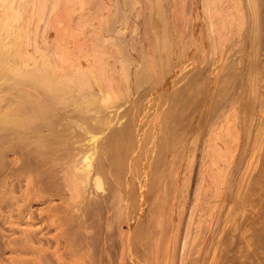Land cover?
I'll use <instances>...</instances> for the list:
<instances>
[{
    "label": "rangeland",
    "instance_id": "374dc122",
    "mask_svg": "<svg viewBox=\"0 0 264 264\" xmlns=\"http://www.w3.org/2000/svg\"><path fill=\"white\" fill-rule=\"evenodd\" d=\"M135 1L136 0H133L134 3H132V0H0V103H1L0 108H1V110L5 111L7 109V111H8L7 107L12 106L13 101L19 100L20 98H28V97L30 98L31 97L30 99H32L34 97L33 98L34 102L36 101L35 99H40L39 96H42L41 93L38 96L39 98H35V97H37L36 95H38V92L34 91V89H32V88L24 87V84L36 82L35 78L31 77L29 75L30 73L28 74V72H30L32 69H35V68L37 69V67H41L39 69L44 71V72L43 71L42 72L44 73L45 76L47 75L49 81L50 80L52 81V82L50 81L49 84H52L53 81L58 82L59 78L53 79L56 76L55 75L53 76V74L50 73V69L48 70V68H51V66L61 63L62 53H65V55L68 56L69 62L71 65L70 70H73L72 74L74 72V76L75 75L80 76V74H82L81 76L83 77V79H84V77L87 78V80L90 79V81H92V84H93V80L91 78H93V77L94 78L97 77L96 78L97 81H98V79L99 80L101 79V82H103V80H106V82H108V78H110L111 80L113 78L114 81L118 80V79L121 81L122 77H123L122 80L124 79V71L126 69L130 68V69H128L129 70L128 72H131V70H132L131 67L134 68L133 70H135L134 65H136V64H138V66L136 65L137 68L138 67L140 68V66L144 67L145 65H147L146 63H148L149 58H147L148 56L146 57V55H149L150 60H151V58L154 60L156 55L158 53H160V50L162 51V49H164V47H163L164 45H161L162 48L160 47V43L162 42L161 40L164 39L163 41L168 42L165 40L166 39L165 37H167V35H168L169 38L168 37L167 38L169 40V44L171 45V43H173V41L174 42L176 41L174 43L175 45L173 44L172 46L174 49L176 47V51H177V53L180 52L179 53L180 55L177 54L176 52L174 54V51H175L174 50L173 53L172 52H170V53H171V55L177 54L176 57L174 56V58H172L173 56H171L170 54H169L170 57H169V55L167 57L166 56L165 57L166 58H172L173 61L175 59L176 64L178 61L180 64H182L184 66V68L186 66H187L186 68L190 67L192 69L193 68L195 69V67H197V69H195L196 72L199 71L198 66L201 67L200 65H202L201 63H203L205 66L203 65L202 67H204V70L206 71V73H205V71L203 73L206 75L202 74V76H205L206 79H205V77H203L202 79H198L199 83H197L196 85L194 84V85L197 86L198 89L200 87V89H202L201 90L202 92H205L206 90H207V92H205L203 94H202V92H200L201 94L199 93L198 94L199 97H197L198 100L195 98L196 100H194V101H195V103L198 102L199 106L197 105V103H196V105H194V102L192 101L193 102L192 105H194V107H192L191 104L188 105L189 107H187L188 110H191V111L194 110L195 111V112L192 111L194 113L192 115H193V117L195 115L194 119H196V120H194L195 122L193 121V126L195 125L194 126L195 128L194 127L193 128H194V132L196 133V135L194 137L195 141H193L194 139L192 138L193 137L192 136L191 139H193V140L190 141L191 139H189V141H190V143L193 142V144L192 143L190 144L188 142V140H187V143H186V140H185V142H182L183 144L185 143L186 145L184 144V147H183L184 149L183 148H180V149H183L181 151L185 155L181 153L183 157L181 156V154H179L180 155L179 158L184 159V157H185V159L184 160L182 159V163H179V162H181V160L179 158H178L179 162H178V160L176 161L179 164H181L180 167H179V164H177L176 162H174L176 164H174L172 162L173 167L169 166V169H171V168H172V170L174 169V171H172V173L169 172V174L171 173V175L173 174L174 176L172 175V177H171L169 175L172 180L169 179L170 177H168V181H170V182H168L166 192L164 193V194H166L165 197H164V195L162 197L164 199H166V197L168 196L167 194L172 195L173 192L178 193V194L175 193L176 195L173 194L172 198H171V196H170V198L168 196V198L165 200L166 201L165 205L168 203H170V204L173 203V205L170 206L168 204L167 206H164V200L161 197V195L158 193H156V194H158L160 197L158 195L156 197V194L153 195L156 197V198L154 197L155 201L162 199L163 202H161V204H163L164 208L166 207L165 209L163 208V210L161 208V211H159V213L161 215L163 213L162 216H163V219L165 220L163 223L161 222V224H163L162 226L163 227L165 226V228H166L164 231H162L163 227H161V229H159L160 228L159 220L161 221V219L157 218V217L160 214H158L156 216V214H157L156 210L157 209H155V208H157L159 206L153 207V205H155V203L157 201L154 203H151V201L153 200V198L151 196H149V197H151L152 199L150 198L151 200L150 199L147 200L148 203L150 202L151 204H153L151 209L153 208V211L155 209L154 212H156L152 216L153 217L156 216V217H154V219H156V220L158 219L157 222L154 220V223L155 222L157 223V224L155 223L156 225L154 223H152L153 219L151 220L150 223L152 225L154 224L155 227L159 226V228L158 227L157 228H158V230H160L162 232H159V234L156 232L157 235L154 234L155 232H153V230L155 228H153L154 226H152L151 228H153V230L151 229L152 231L151 230H149V231H151V233L152 232L153 233H152V235L150 232L146 233L147 236H149V235L150 236L148 238L145 237L144 240L146 242H144V247H145V243H149V244H146V246H149V245L155 246L152 239H154V238L157 239L158 237H160L161 233H163V235L164 234L165 235L162 236V234H161L162 237L158 238V240H157V243L158 242L159 243L156 246H158L159 248L155 246L156 247V249H155L153 246H152L153 248L151 246H149L150 249H152L151 252L149 251L150 249L147 250V247H145L146 249L144 248L141 250V249H138L142 245V243H140L137 245L138 248L135 247L136 248L135 251L138 252L137 250H140L139 253L144 254V256L141 257L142 259H145V257H147L146 259H148V258L150 259V257L152 258L154 256L153 257L154 261L151 260L154 263L149 261L150 264L151 263L152 264H250L251 260H252V264H253V261L255 262L254 264H261V263L264 264V262H263L264 261V246H263V242H264V237H263L264 236V75H263L264 74V0H247V1L246 0H159V8L156 7V4H158V2H157L158 0H155L156 2H151V3H149L151 0L150 1L147 0L148 3L146 0H145L146 1L145 3H144V0H137V2H135ZM11 3L13 5H11ZM151 4H153L154 8L151 6ZM10 6L14 7V10H16V11H14ZM153 11H155L154 16L152 15V14H154ZM156 13H157V16H156ZM161 14H163V16L165 15L164 17L166 19L165 22L161 21L163 23V25L161 22H159V19L160 20L163 19L160 16ZM159 16H160V18H158ZM148 18H150V19H148ZM155 18H157L156 22H155ZM4 21H5V23H7L5 29H3L4 27H1L2 24L4 25ZM149 21H150V23H149ZM153 21L156 24L155 26H153V24H154ZM173 21H175V22L173 23ZM170 22H171V24H170ZM164 23H166V24H164ZM176 23H178V24H176ZM181 23H182V25H181ZM167 24H168V27H167ZM172 24H173V26H172ZM174 24H176V25H174ZM152 26L155 29V32L159 33V34L157 33L158 34L157 36L155 35L156 33L154 32ZM161 26H163V27H161ZM169 26L172 29H170ZM249 26H251L252 28ZM149 28L151 31L153 30V32L155 33V34H153V36H152L153 32L151 33V31L148 30ZM156 28L158 31L156 30ZM164 28H166V29H164ZM174 28L176 30H174ZM248 28H249V30H248ZM162 29H163L164 33L166 32L164 30H167V33L164 34L162 32ZM147 30L149 32H147ZM172 31H173V36H175L174 38L171 36L172 34H170V33H172ZM248 31H251V32L248 33ZM144 32H146V35H144ZM133 33H137L138 35L137 34L134 35ZM147 33H149L150 35ZM180 33H181V36H180ZM182 33H184L185 35ZM249 34L251 35V37H249ZM148 35L150 37L152 36V38L148 37ZM183 35H184V37H182ZM131 36H132V38H131ZM133 36H136V37H133ZM161 36H165V37H163L161 39ZM157 37H158V39H157ZM177 37H178V39H177ZM148 38H149V40H148ZM155 38H156V41H155ZM159 38H160V41H159ZM133 39L135 40L134 41L135 44H133V42H132ZM170 39H172V42L170 41ZM179 39H180V41H179ZM226 39L228 40V42ZM139 40H140V44L138 43ZM150 40L154 41L153 44H155V43L156 44L153 45ZM182 40H183V43L186 40L185 41L186 43H184V45L187 47L182 45L183 44L181 42ZM223 41H224V44L226 42L227 43L225 45L224 44L221 45L223 43ZM232 41L234 44L232 43ZM143 42H145V43L143 44ZM165 42H163V43H165ZM241 42L243 43L242 46H241ZM251 42H253V45ZM130 43H131V45H130ZM137 43H138V45H137ZM141 44H142V46H141ZM158 44H159V47L157 46ZM247 44H249L250 46ZM133 45H135V46H133ZM178 45H179V47H178ZM136 46H138V48ZM151 46H155V48H157V49H154L155 52H156V50H158L159 52L156 54L153 50L154 47L152 48ZM246 46H247V48H245ZM119 47H121L120 49H122L123 52L122 51L120 52L119 50H118L119 52L117 51V49ZM133 47H135L136 49ZM143 47L152 48L153 52L156 55L153 56L154 53L152 52V50H150L152 52L151 53L148 50V48L146 50H143L144 49ZM165 47H168V46L165 45ZM169 47H171V46H169ZM139 48H140V50H139ZM222 48H224V49L222 50ZM236 48H237V50H236ZM131 49L132 50L134 49L136 54H134V52ZM182 49L183 50L189 49V51L187 50V53H186ZM136 50L139 51V53ZM234 50L237 51L238 53L236 54V52H234ZM250 50L251 51L253 50L252 51L253 54L251 53ZM116 51L119 53L118 55H116L117 54ZM124 51L128 54L124 53ZM127 51H129L130 53ZM146 51H147V54H146ZM163 51L169 52L170 49L163 50ZM217 51L219 53H217ZM244 51H246V53ZM249 51H250L251 55L249 54ZM183 52H185V53L183 54ZM222 52L224 55L222 54ZM228 52H230V54H232V55H230ZM257 52H258V54H256ZM131 53L133 55H135L134 56L135 58L133 57V55ZM149 53H151L152 55L150 56ZM181 53H182V55H181ZM122 54H123V58H122ZM185 54H186V56H185ZM127 55H130V57L132 56L131 57L132 59L128 58ZM161 55L163 56L165 54H163V52H162V54L160 53V56ZM240 55H241L242 60L245 59L244 62L239 61V59L241 60V58L239 57ZM158 56H159V54H158ZM181 56H182V58H181ZM184 56L186 57L185 58L186 61L184 60ZM189 56L191 57V59H190L191 61L189 60V58H190ZM117 57H119V58H117ZM165 57L162 58V60L165 59ZM192 57L193 58L195 57V58L193 59ZM218 57H221V58H218ZM126 58L129 59L130 64H129V61L126 60ZM136 58L137 59L142 58L141 61L144 60L142 65H140V63H141L140 59L136 60ZM145 58H147L148 60H145ZM230 58L233 59V61ZM119 59H121V60H119ZM258 59H260V60H258ZM157 60H158V58L155 61H157ZM159 60H160V62H159ZM159 60L156 62L158 65L155 64L158 67L157 69L159 72L161 69V67L159 66L160 63H161V66L163 65L164 68L166 67V65L168 66L170 63H172V62H170V63L168 62L169 64H167L166 62H164L162 64L163 61H161V59H159ZM171 60H169V61H171ZM181 60L183 61L184 64L182 63ZM194 60H196V61H194ZM216 60H218V62L220 60V62H219L220 64L217 62V65H216L218 70L213 65L216 62ZM221 60H222V62H221ZM224 60H225V62H224ZM134 61H136V62L134 63ZM139 61H140V63H138ZM175 61L173 62L174 65H175ZM184 61L186 62L187 65H185ZM198 61H199V65H198ZM247 61H248V63H247ZM122 62H123L122 65L124 67H122V65L120 66V64ZM151 62H153V61L151 60ZM151 62L148 64H151ZM191 62L192 63L194 62L192 64V65H195L194 67H192L191 65L188 66V64H190ZM251 62H252V64H251ZM127 64H128V68H127ZM248 64H250V65H248ZM148 66H150V65H148ZM148 66H147V69L145 70V72L146 71L148 72V70L150 71V69H148ZM170 66L172 67L173 65L170 64ZM170 66H168L169 68L168 67H166V68H168V70H170V68H171ZM230 66H232L233 68L232 67L230 68ZM121 67L124 68L125 70L122 69ZM163 67L161 69V72L164 71ZM250 67H252V68L249 70ZM256 67L261 70L259 73H257L258 71L256 70L257 69ZM137 68H136V71L138 72V75H139V73L140 74L145 73L143 69H142L143 72L142 71L140 72L139 70L141 68L140 69L138 68V70H137ZM144 68H146V67H144ZM174 68H177L176 65H175V67L173 66L172 69H174ZM184 68H183V70H184ZM190 68L187 70H184V71L182 70V72L186 73L188 70L191 71L192 69L190 70ZM39 69H37V70H39ZM46 69L48 70L47 72H45ZM215 69L217 72H215ZM235 69H237V70L235 71ZM240 69H242L243 72L245 71L242 74V76L243 75L245 76L246 74H247V76H245V77L239 76V78H238L237 74L238 75H240V74L239 73L236 74V72L241 71ZM121 70H123V71H121ZM133 70H132L131 74H133ZM155 70H156V68H155ZM255 70H256V72H255ZM136 71H134L135 74H137ZM252 71H253V73L255 72L257 74V76H255L256 74L255 73L253 74ZM191 72L193 73L194 71H191ZM220 72L223 74H220ZM106 73H108L110 75H108ZM118 73L119 74L121 73V74L118 75ZM157 73L158 72L156 70V74ZM232 73H233V76L235 75V77L232 76ZM240 73H242V71ZM260 73H261V75H260ZM111 74L113 75L112 78L110 77ZM168 74H169V72H168ZM187 74L190 75V72H187ZM248 74H250V76ZM68 75L69 74H67V76ZM116 75H118L117 77H119V76L120 77L116 78ZM63 76L64 77H60V78H61V80L64 79V81L66 78L69 79L71 77L70 75H69L70 77L69 76L67 77L65 75H63ZM79 76H78V78H79ZM139 76H140V78H138V79L145 81V80H143V78H141V77H143V75H139ZM202 76H200V77H202ZM251 76H252V78H251ZM57 77H59V76H57ZM72 78H71V81H72ZM78 78H77V80L80 79V78L79 79ZM145 78L146 77H144V79ZM246 78H247V80L251 79L250 81H248V82H250L249 84H247L248 82H246L247 81ZM256 78H257V81L255 83ZM56 79H58V80H56ZM135 79H137V77H135L134 80ZM237 79H238V81H237ZM242 79H244V81H241ZM37 80H38V78H37ZM87 80H86V82H89ZM111 80H109V81H111ZM119 80L117 82H119ZM220 80H222V81H220ZM230 80H233L234 82L230 81ZM258 80H259V84H257ZM64 81H62V82L64 83ZM67 81H65V83H67ZM71 81L69 80L70 83H71ZM80 81H82V80H80ZM83 81H84L83 82V84H84L85 79ZM37 82H39V81H37ZM57 82L53 83V84L54 85L57 84L56 86H62V88H64V86H66V84L63 86L61 81H59V83H61L60 85ZM69 82L67 83V85L69 84ZM121 82L119 83L120 85L122 84ZM228 82H231V84L229 83L230 84L229 85ZM251 82H252V84H251ZM80 83H82V82H80ZM98 83H99V81H98ZM115 83H116V81H115ZM238 83H240L239 84L240 86L238 85ZM254 83L257 85H255ZM40 84L42 85V83H40ZM71 84H74V82ZM86 84H85V86L87 87ZM119 84L118 85L116 84V85L120 86ZM246 84L249 86L251 84L249 90L247 89V88H249V86H247ZM36 85H38V84H36ZM220 85H223V86H220ZM68 86H70V85H68ZM175 86H173V88H175ZM195 86L192 85L193 90L195 89L194 88ZM210 86H211V88H210ZM212 86H213V88H212ZM227 86H228V88H227ZM231 86L233 89L231 88ZM257 86H259V87H257ZM89 87H91V85ZM92 87H93V85H92ZM162 87H163V85H162ZM223 87L226 88V92L223 89ZM260 87L262 88L263 91L261 90ZM25 88H26V90H25ZM94 88L95 87H93V90H95ZM169 88H171V87H169ZM90 89H92V88H90ZM96 89H97V92H100V91H98L99 90L98 88H96ZM172 89L170 91L168 90L169 91L168 95H170V92L172 91ZM217 89L218 90L220 89V91L223 89V92H225V96H223L224 93L222 91L221 92L219 91V92L221 94L222 93L223 94L218 95L219 92ZM240 89L243 91V93H242V91L240 93ZM243 89H245V90H243ZM31 90H33V91L30 94ZM140 90H142V88L139 89V92H140ZM246 92H247V94H246ZM253 93H255V94H253ZM209 94H210V96H209ZM248 95H250V96H248ZM22 96H25V97H22ZM133 96H134V94H133ZM135 97H133V99ZM155 97H156V95L153 96V98H150L152 100H149V101H151L149 104L144 103L146 98H143L144 101H142L143 99L140 101L143 104L142 108H138V107L142 106V104H139L140 106H138V104L136 106H134L136 109L137 108L138 109L145 108L144 109L145 111H142L143 113H141V111L138 109L136 112V115H138L137 117L140 116L138 118L139 122H137V123L138 124L141 123L140 127H139V125L137 127L141 128V132H143V136H145V138H147V136H148V138L149 137L151 138L153 136V135L151 136L152 132L155 133V131H157L155 129V131L151 132V128L153 127V123H154V125H155V123H157V122H155L156 119L154 117H157V119H158L159 116L157 114H159V112L161 110L164 111V108L162 109L161 103H160L161 105L160 104L157 105V102H155V101L158 99L157 101L160 102L159 101L160 97L166 99L167 94L159 96V97H157V99ZM207 97H209V98H207ZM218 97L219 98L221 97L220 100ZM222 97L227 98V99H224ZM215 98H216V101L218 100V103L215 101ZM124 99L126 101V98H124ZM131 100L127 99L128 102L126 101V104L129 105ZM147 100H148V98H147ZM162 100H164V99H162ZM234 100L236 101V103L234 102ZM241 100L244 102H242ZM257 100H260V101H257ZM51 101H50V103H51ZM119 101H124V100H119ZM220 101H222V102H220ZM151 103H153L154 105L152 104L153 105L152 106ZM155 103H156V105H155ZM199 103H201V104H199ZM202 103L206 107L205 111H204V108H203L204 106L202 105ZM228 103L229 104L231 103V105L229 106ZM114 104H116V103H113V105ZM144 104H146V105H144ZM164 104H165L164 107H166L167 103H164ZM212 104L214 107L212 106ZM218 104H220V105H218ZM236 104L238 105V107ZM8 105H10V106H8ZM15 105H16V103H15ZM38 105H40V104H38ZM113 105H111V106H113ZM125 105H123V106L125 107ZM111 106H110V109H111ZM123 106L120 107V110L124 109ZM159 106H161V108H159ZM190 106H191V108H190ZM196 106H198V107H196ZM146 107H149L147 109H149L150 113H151V110H154V108L157 110L158 113L155 114L156 113L155 112V113H153L154 115L153 114L150 115L149 111L146 109ZM174 107H175V105H174ZM196 108H199V109H196ZM159 109H160V111H159ZM188 110L187 111L185 110L186 111L185 112L186 117H187V119H185V121L189 120V116H191V113H192V112H190V115L187 116V113L189 112ZM196 110H197V112H196ZM147 111H148V113H147ZM112 112H113V110L110 111V113H112ZM145 112H146V114H144ZM201 112L203 113L204 116H206L204 120L202 119V118H204V116L202 115ZM206 112H208V113H206ZM185 113H184V115H185ZM47 115H49V114H47ZM109 115H112V114H109ZM109 115L107 114L106 118ZM117 115H119V113H117ZM134 116H135V113H134ZM141 116H142L143 122H145L147 120L146 121L147 124H146V122L144 124H143V122H141V119H140ZM145 116H147V117H145ZM151 116H154V117L151 118ZM118 117L119 116H117V118ZM127 117L128 116L124 117V120H125V118L127 119ZM144 117L147 119L145 120ZM211 117H213V118H211ZM217 117H219V118H217ZM117 118L115 119L116 121H117ZM198 118H200V119H198ZM72 119L74 121L72 120L71 122L75 123V121H76V123H77V117H73ZM148 119H149V121L151 119H154V121L152 120L153 122L150 124L151 121L148 122ZM115 120L113 121V124H114V122L116 123ZM121 120H120V124L122 123ZM124 120H123V122H124ZM196 122H197L198 127L196 126ZM142 124L145 125L146 127H148L147 125H151L152 127L150 129L149 128L145 129L146 127L142 128V127H144ZM114 125H118V124L116 123ZM188 126L185 127L186 131L189 130L191 127L190 125H188ZM199 127H200V129H198ZM202 127H203V129H202ZM193 128H192V130H193ZM196 128H197V130H196ZM22 129H23V127H22ZM143 129H145L147 131L145 132ZM148 129L150 130V132L148 131ZM70 130H67V132H63V134L68 133ZM202 131H204V132H202ZM145 133H147V136L145 135ZM233 133H236V135L239 134V136H236ZM16 135L17 134H15V136ZM233 135H235L236 139L237 138L238 139L236 140ZM12 137H13V135H12ZM197 137H198V139H197ZM16 138L18 140L19 139L21 140V138H18V136ZM58 138H60V137L58 136ZM231 138H233V139H231ZM9 139H11V140H9ZM23 139H26V138L24 137ZM142 139H143V137H142ZM152 139H155V136H154V138L152 137ZM11 141H12V138L11 137L8 138V142H11ZM15 142H16V139L13 141V143H15ZM13 143H9V144H12V146H13ZM73 145H71V149H73L72 148V147H74ZM188 147H189V149H188ZM146 149H148V148H146ZM180 149L178 148L175 151L180 150ZM193 149H196V150H193ZM234 149H235V152H234ZM139 150L140 149H138L136 151V153H139L140 152ZM148 150H150L149 152L151 154L145 150L146 152L141 151L139 153V156L137 155L139 157L138 158L139 162L142 161L141 159H143L144 155H145V158L146 157L148 158L149 154L151 155V156L150 155L149 156L152 157V154L154 153L153 150H152L153 153L151 152V149H148ZM189 150L192 151V154L194 153L193 155H195V156H193ZM197 150H198V152H197ZM186 151H188V154ZM179 152L180 151H177L175 153L178 154ZM142 153H144V155ZM61 155H63V154H61ZM61 155L59 156V154H58V156H55V157L56 158L57 157L63 158L64 155L63 156H61ZM140 156H142V157H140ZM60 158L57 160H60ZM190 158H191V160H190ZM186 160H187V162H186ZM185 162H186V164H185ZM57 165H59V164H57ZM138 166H139V169H138L139 171L145 170V168L142 165H137V167ZM189 166L191 168H189ZM175 167H176V169H175ZM52 168H55V167L53 166ZM140 168H143V169H140ZM169 169H168V171H169ZM184 169H185V171H184ZM61 170H63V171H61ZM61 170H58L59 176H58V173L56 174V172H55L54 176L52 175L54 178L50 176L52 172L51 171H50L51 173L49 172L48 179H50V181L49 182L46 181L49 184L44 182V184H47L48 186L43 184L45 187L42 185L43 187L41 188L42 192H40L41 193L40 195H42L44 193L42 195V197H43L42 200H41V198H39V196H40L39 195L37 197V199H40V200L34 201V199H33L29 202L30 199H28V197H26V194H23V196L27 198V200L26 199H24V200H26L30 203L29 204L28 202H26L24 204L26 205L28 203V205L30 206L29 209L35 210V212L32 211L35 214L34 215L35 219L33 221H32V218H31V220L28 219V218H30L29 214H28L29 211H26V210H28V205H27V209L25 210V205L23 204V202H25V201L23 199L21 200V198H23L22 193H25L27 191V190H24V188H25L24 186L27 184V182L25 180H22V183H21V184H23V187H20V188H23L22 192H20L21 189L18 186H17V190L15 192H12L13 194L11 193L10 188L6 189L7 192L6 191L0 192V199H1L0 200V206H1L0 209H2V210H0V264H109L108 256H110V259L113 260L112 262H114L115 264H117V263L119 264V259L121 260V258H122L124 264H131L132 261H134L132 264H137V263L138 264H145V262H146V264H148L149 262L146 259H145L146 261L145 262L143 261V263L138 262V260L137 261L136 260L131 261L130 259L126 260L125 257L129 258V256H128L129 253H127L128 251L126 252L125 248H123L125 250L124 251L125 253H123V254L127 255L128 257L125 256L124 259H123V257H121L123 249H122V252L120 251V249L122 248L121 246H124V245H120V244L126 239V238L124 239V237L121 235V233H122L121 231L126 233V231L128 230L129 232L127 231V233H130L129 229H131L130 225L132 224V223H130L128 218L125 219V217H127L126 215L125 216L122 215L123 217H121V222L124 218L125 220L123 222L128 220L127 221V222H129L128 224L123 223V222L121 224H119L117 222H114V224L112 223L113 226H115V223H117V226L122 225L121 227H123V228H121L122 230H119L120 228L118 227L119 231H117V230H116L117 232L115 231L114 238L116 240H117V234H119L118 238L120 239V242L122 241V239H124L121 243L118 242V244L120 246L118 245L119 249H116L115 251H113V249H115V248L112 246H111L112 248L111 247L108 248V245H107L108 243L107 244L105 243L107 241V239H105L106 241L104 240V238H107L106 233H105L106 237H104V232H106L109 229V227H107L108 222L106 223V225H105L106 227H104V230H103L102 228L104 226V223H103V225L96 227L97 225L95 223H97V220L94 219V221H90L92 223V225L93 224L96 225V226L93 225L96 228L100 229L102 227L101 229L103 231H101V233H100L99 229H98L99 232H97L95 227H94V229H95L94 230L92 225H91L92 227H90V228L87 227V229L84 227H81L80 225H79L80 229L78 228V226L76 224H79L78 220H80V217H79L80 215L77 216L78 213H76V211H78V208L76 206H74L75 207L74 208L71 205L72 204L71 202H73V200L71 201V197H69V196H72L71 194H73V193L71 190L72 188L69 189L70 186L67 184L68 176H70V170L68 171L67 167L65 169L62 168ZM59 171H61V172H59ZM65 171H67V174ZM176 171H177V173H176ZM178 172H181V173L179 174ZM182 172H184V175L185 174L186 175L185 176L182 175ZM189 172L192 173V174H190V176H189ZM167 173L168 172L166 171L165 174L168 175ZM176 174H178V175H176ZM178 176H180V177H178ZM182 176H183V179H184V177L186 178V176H188L186 178V179H188L187 180L188 184L185 183L186 179H184V180L181 179ZM191 177H192V179H191ZM174 178H178V179L174 180ZM176 180L177 181L179 180V181L177 182ZM174 181H176L177 183ZM64 182H65V184H64ZM171 182L173 183L172 186L170 185ZM182 182H183V184L185 183L184 184L185 186H183L181 184V186L184 187L183 191H182L183 193H181L182 187L179 186L180 183H182ZM175 183H176V185H174ZM189 184H190V186H189ZM49 185H51V186H49ZM186 185H188V186H186ZM46 186H47V188H46ZM174 187L178 188V189H180V187H181V189L178 192V189L176 191ZM167 189L170 190V191H168L170 193L167 192ZM172 189L174 191H172ZM256 189L261 193V195ZM186 191H187V193H186ZM16 192L18 193V195H19L18 197L21 201L16 197L17 196ZM253 192H254V194H253ZM8 193H11L12 194L11 197H13V198L15 196V201H16V199H18V200L16 202L13 201V199L10 196H8V195H10ZM29 193H31L30 190H29ZM89 194L90 193H87L90 201H93V200H91L93 198L95 200L96 199L95 197L98 196V195L96 196L94 194L95 196L93 195L94 196L93 197L92 196L93 193H92L90 196H92L93 198L91 197V199H90ZM124 194L125 193H122L121 197ZM180 194H184L185 196L184 195L181 196ZM87 195H86V197H87ZM177 195H179V196H177ZM20 196H22V197H20ZM2 197H3V199H2ZM45 197H48V199ZM121 197H119V198H121ZM186 197H187V200H186ZM35 199H36V197H35ZM46 199L48 201L50 200L49 201L50 203L47 202ZM60 199H62L63 204H62V201ZM170 199H175L176 201L170 200ZM8 200H10V201H8ZM45 200H46V202H45ZM69 200H70V202H69ZM121 200L122 201L125 200L124 196H123V199H121ZM32 201H34V202H32ZM59 201H61V202H59ZM179 201L181 204L180 207H179ZM14 202L19 204L20 207L24 206V207H22L24 209L21 208L18 210L17 207L19 208V206H16V204H14ZM118 202H120V201H118ZM140 202H138L139 206H141ZM33 203H35V204H33ZM51 203H52V205L58 204V205H56V207L58 206L59 209L57 207V210L60 211L59 212L57 210H54V211H57L58 212L57 213V212H54L52 209L53 213H51V214L49 213L50 216L51 215L53 216V214H54V216H53L54 219L51 216V218L53 219V223H54V224L53 223L51 224L52 226L49 225L52 222V219L50 217L49 218L51 220L49 219L50 221L49 220L47 221V218L49 216L48 212L51 211L52 207H54V208H56V207L52 206L49 210L48 209L49 207L47 208V206L50 205ZM148 203L146 206L144 204L145 211L143 212V215H142V211L139 210V212H138V213L141 212L140 215H142V218H144L145 215L146 216L148 215V213L144 214L146 212V208L150 207V206H148ZM157 203L159 205V202H157ZM11 204L15 206V208L17 209L18 212L15 211L16 209ZM21 204H23V205L21 206ZM59 204L60 205L61 204L66 205V206L65 207L62 205L60 206ZM182 204H183V206H182ZM115 205L118 206V204H115ZM176 205H177V207H176ZM5 206L6 207L8 206L7 207L8 210H6ZM119 206H120V204H119ZM168 206H170L169 207L170 209H168ZM160 207H162V206H160ZM183 207H184V209H183ZM171 208H172V210L174 209L175 212H172ZM178 208H179V211H178ZM62 209L63 210L65 209V210L63 211ZM122 209H125V208L123 207ZM166 209H168V210H166ZM74 210H75V213H74ZM116 210H118V207H116V209H114L113 213L110 212L111 214H109V215H112L114 213L117 214ZM13 211H15V212L13 213ZM25 211L27 213H25ZM44 211H45V213H44ZM19 212L25 213V216H27V217H25L24 214L19 213ZM32 212H29L30 215L33 214ZM152 212L149 210V213L153 214ZM11 213H12V215H11ZM80 213H81V211L79 212V214ZM173 213H174V215H173ZM178 213L180 214L179 216H178ZM40 214H42V215H40ZM56 214H57L56 218H58V219H55ZM9 215H11V216H9ZM171 215H172V217H171ZM41 216H42V218H41ZM152 216H151V218H153ZM5 217H8V219ZM43 217H45V218H43ZM59 217L61 219H59ZM38 218H39V220H36ZM170 218H173V219L175 218L176 220H178V222L176 220H174L176 223L173 221L174 226H172L173 223L171 224L172 219L169 220ZM27 219L29 222H27ZM43 219L44 220L46 219V221L48 223L49 222L50 223L48 224L47 222H44ZM54 220H55V222H54ZM58 220H60V222ZM168 220L170 221V223ZM76 221H77V223H76ZM56 222H58V223H56ZM166 222H167V224H166ZM38 223H39V225H38ZM178 223H179V227H177ZM45 224H46V226H45ZM110 224L111 223H109V225ZM164 224H166V225H164ZM29 225H30V227L32 226V228H30ZM53 225H56V226H53ZM127 225H129V226H127ZM35 226H39V228L35 229V228H37ZM40 226H41V228H40ZM117 226H115V227H117ZM115 227H113V228L110 227L112 229H109V230H114ZM167 227H169V228H167ZM175 227L178 230H180L178 232V235H177V229ZM105 228H106V231H105ZM157 228L155 229V231H158ZM170 228H172V231ZM32 229L33 230L35 229V231L37 232L36 235L34 233H30L32 231ZM148 229H149V227H148ZM174 229H176V230L173 233ZM95 231H96V233H95ZM90 233H92L91 235L93 237H95V235H97V238L99 237L98 239L96 237L92 238L93 239L92 241L95 240V242H93V243L91 242ZM148 233H150V234H148ZM175 233H176V235H175ZM29 234H31V235H29ZM98 234H99V236H98ZM122 234H124V233H122ZM127 235H129V234H127ZM154 235L156 237H154ZM256 235L259 237H257ZM55 236H57V237H55ZM89 236H90V239L87 238ZM120 236H122L123 238L121 239ZM151 236H153V237L151 238L152 243L150 244L149 241H150ZM170 236H171V238H170ZM28 237H30V238H28ZM35 237H37V238H35ZM47 237H51L50 240L52 242ZM54 237H55V239H54ZM58 237H60V238H58ZM125 237H127V236H125ZM27 238L31 241H29ZM33 238H35L37 241L35 239L33 240ZM39 238H40V241L38 240ZM41 238L42 239L44 238V239L41 240ZM56 239H57V241H56ZM44 240L46 242L47 241L48 242L46 243ZM175 240H177V241H175ZM54 241H55V243H54ZM246 241L247 242L250 241L249 242L250 244L247 243ZM258 241L260 242V245H259ZM155 243H156V241H155ZM105 244L107 245V248L105 247L106 246ZM139 245H140V247H139ZM249 245H250V248H249ZM210 246H212V247H210ZM141 248H143V247H141ZM157 248H158V250H157ZM109 249H111V250H109ZM145 250L149 251L148 254ZM107 251H109L110 253ZM141 251H143V252H141ZM144 251L146 252V254L144 253ZM261 251L263 252V254ZM114 252H116V253L121 252V254L118 255V253H117L118 256L116 254L114 256ZM107 253L110 255H108ZM150 253H152L153 256ZM111 254H112V256H111ZM149 254H150V256H149ZM111 260H110V262H111ZM122 260L120 261V264L122 263ZM260 260H262V261L260 262ZM116 261H118V262H116ZM126 261H127V263H126ZM114 263H110V264H114Z\"/></svg>",
    "mask_w": 264,
    "mask_h": 264
},
{
    "label": "bare ground",
    "instance_id": "6f19581e",
    "mask_svg": "<svg viewBox=\"0 0 264 264\" xmlns=\"http://www.w3.org/2000/svg\"><path fill=\"white\" fill-rule=\"evenodd\" d=\"M147 1V0H146ZM145 0H144V3L146 2ZM150 1V0H149ZM247 1V0H246ZM135 2H137V0L135 1ZM151 2H156L155 0H151L149 3H151ZM158 2V4H156V7H158L159 8V0L157 1ZM132 3H134L133 2V0H132ZM147 3H148V1H147ZM154 4V3H153ZM153 4H151V6L153 7ZM11 5H13L12 3H11ZM147 5V4H146ZM150 6V7H151ZM8 7V6H7ZM11 7V6H10ZM147 7V6H146ZM13 10H14V7H11ZM148 8V7H147ZM154 8V7H153ZM157 8V9H158ZM150 9V8H149ZM152 9V8H151ZM14 11H16V10H14ZM155 11H153V13H154ZM14 13V12H13ZM17 13V12H16ZM153 16L155 15V13L154 14H152ZM151 16V15H150ZM156 16H157V13H156ZM163 19H159V22H161V21H163V22H165L166 21V19H165V15L163 16V14H161L160 15ZM160 16L158 17V18H160ZM148 19H150V18H148ZM157 18H155V22L157 21L156 20ZM152 20V19H151ZM148 21V20H147ZM154 22V21H153ZM152 22V23H153ZM155 22H154V24H153V26H155L156 24H155ZM175 21H173V23H174ZM179 22V21H178ZM149 23H150V21H149ZM151 23V24H152ZM162 23V22H161ZM6 24L7 23H5V21H4V25L2 24L1 25V27H4L3 29H5L6 28ZM160 24V23H159ZM164 24H166V23H164ZM170 24H171V22H170ZM169 24V25H170ZM176 24H178V23H176ZM176 24H174V25H176ZM150 25V24H149ZM162 25H163V23H162ZM181 25H182V23H181ZM151 26V25H150ZM149 26V27H150ZM153 26H152V28H153ZM165 26V25H164ZM172 26H173V24H172ZM179 26V25H178ZM161 27H163V26H161ZM166 27V26H165ZM167 27H168V24H167ZM181 27V26H180ZM183 27V26H182ZM249 27H251V26H249ZM151 28V27H150ZM150 28L148 29L149 31H151L150 30ZM169 28L170 29H172L170 26H169ZM177 28V27H176ZM184 28V27H183ZM252 28V27H251ZM164 29H166V28H164ZM147 30V32H149ZM153 30H154V32H155V29L153 28ZM153 30L151 31V33L153 32ZM156 30H157V28H156ZM160 30V29H159ZM174 30H176L175 28H174ZM173 30V31H174ZM248 30H249V28H248ZM158 31V30H157ZM164 31H166L165 33H167V30H164ZM173 31H172V33H170V34H172L171 36L174 38L175 36H173ZM152 33V36H153V34H155V33ZM160 32V31H159ZM162 32H163V29H162ZM169 32V31H168ZM176 32V31H175ZM251 31H248V33H250ZM158 33V32H157ZM155 34L156 36L159 34ZM164 33V32H163ZM162 33V34H163ZM164 33V34H165ZM246 33V32H245ZM134 35H136L137 33H133ZM132 34V35H133ZM147 34H149V33H147ZM169 34V35H170ZM182 34H184V33H182ZM255 34V33H254ZM253 34V35H254ZM19 35V34H18ZM138 35V34H137ZM144 35H146V32H144ZM150 35V34H149ZM148 35V37H150ZM167 35V34H166ZM165 35V36H166ZM185 35V34H184ZM184 35L182 36V37H184ZM152 36L150 37V38H152ZM165 36H161V39L163 38V37H165ZM179 36V35H178ZM180 36H181V33H180ZM133 37H136V36H133ZM144 37V36H143ZM167 37H168V35H167ZM167 37H165L166 39V41H168V42H165V41H163V40H161L162 42V44L160 43V47L162 48V46L161 45H164L163 47H164V49H162V51L160 50V53L162 54V52H163V54H165V55H161L160 56V53H158L159 51L158 50H156V52H155V50L154 49H157V48H155V46H151L152 48H153V50H154V52L157 54H159V56H158V54L156 55L154 52H153V50H152V48H148V50L150 51V50H152V52L154 53L153 54V56L154 55H156V59L158 58V60L159 59H161V61H163L162 62V64L164 63V62H166L167 64H169L170 62H172V63H170L171 65H173L174 67H175V65H176V67L177 68H174V69H172L173 68V66L171 67L170 66V64L168 65V66H170L171 68H170V70H168V66L166 65V67H168V68H164L163 67V65L161 66V63H160V67H161V69H162V67L164 68L163 70L164 71H162L161 72V69H160V72L158 71V67L156 66V65H158L156 62L158 61H155L156 59L154 58V60L151 58V60L153 61V62H151V60H150V57H149V55H146V57L147 58H149V61H148V63H150L151 62V64H148V63H146L147 65H145L144 67H146V68H144V67H142V66H140V72L142 71L143 72V70H144V72H145V70L147 69V66L148 65H150V66H148V69H150V71L148 70V72L146 71L145 73H139V75H143V77H141V78H143V80H145V81H142L141 79H138V78H140V76L138 75V72L136 71V65L138 66V64H136V65H134L135 66V70H133L134 68H132L131 67V69L133 70V74H131V72H132V70H131V72H128L129 70L128 69H130V68H128V64H127V68L128 69H124V68H122V67H124L122 64H123V62L125 61H123L121 64H120V66L122 65V69H124L125 71H124V79L122 80V78H121V81L119 80V82H117L118 80H115L116 81V83H115V81H114V79L112 78L113 77V75L111 74V78H112V80L114 81H112L110 78H108V82H106V80H103V82H101V79L99 80L98 79V81H99V83H98V81H97V77H93V78H91L92 80H93V84H92V81H90V79H88L87 80V78H85L84 77V79H85V83L83 84V77L81 76L82 74H80V76H79V78H78V76H74V72H73V74H72V71L73 70H70L71 69V65H70V62H69V58H68V56H66L65 55V53H62V58H61V63H59V64H57V65H53V66H51V68H48V70L50 69V73L51 74H53V76L55 75L56 77H54L53 79H55V78H59V80L58 79H56V80H58V82L57 83H59V81H61V83L63 84V86L66 84V86H64V88H62V86H56V85H54L53 83H56L55 81H53V83L52 84H49L50 83V81L48 80V77H47V75L45 76L44 75V71L43 70H40L39 68H41V67H37V69H39V70H37L36 68L35 69H32L30 72H28V74L31 76V77H34L35 78V80H36V82L37 81H39V82H32V83H27V84H24V87H26V88H32V89H34V91H37L38 92V95H36L37 97H35V98H39L40 97V99H35L36 101V103L34 102V97L32 98V99H30L29 97L28 98H20L19 100H16V101H13V104H12V106H10V105H8V106H10V107H7L8 108V111H7V109L4 111V110H1V108H0V192H5L6 191V189L7 188H10V190H11V193L12 192H15L16 190H17V186L20 188V187H23V184H21L22 183V180H25L26 182H27V184L24 186L25 188H24V190H27L25 193H22V196H23V194H26V197H28V199H30L29 200V202L31 201V200H33L34 199V201L35 200H40V199H37V197L41 194L40 192H42V187L44 186V185H47V184H49V183H47V182H49L50 181V179H48V174H49V172L51 173V177H53L54 175H55V172H56V174L58 173V170H61L62 168H66L67 167V170L69 171L70 170V176H68V179H67V184L70 186V188L69 189H71L72 190V193L73 194H71L72 196H69V197H71V201L73 200V202H71L72 204V206L74 207V206H76L77 208H78V211L80 212L81 211V213L79 214V212L78 211H76V213H78L77 214V216H79L80 217V220H78V222H79V224H76L77 226H78V228L81 226V227H84V228H86L87 229V227L88 228H90V227H92L93 225H95L96 227H98V226H100V225H103V223H104V226H103V230H104V227H106L105 225H106V223L108 222V225H109V223H111L109 226L107 225V227H109V229H112L113 227H115V226H117V223H119V224H121L125 219H129V221H130V223H132L131 225H130V227H131V229H129L130 230V233H127V231H126V233L125 232H123V231H121L122 233H124V234H122L121 233V235L124 237V239H122L123 237L122 236H120L121 237V239H122V243L120 242V239L118 238V236H119V234H117V240L114 238V235H115V231L117 230V231H119V230H122L121 228H123V227H121L122 225H120V226H117V227H115V229L114 230H107L106 231V228H105V231L106 232H104V237H106L105 236V233H106V235H107V238H104V240L105 239H107V241L105 242L107 245H108V248H110L111 246L112 247H114L115 249H113V251H115L116 249H119V247H118V242H120L121 244L120 245H124V246H121L122 248L120 249V251L122 252V249L123 248H125L126 249V252L127 253H129L128 254V256H129V258H126L125 256H127V255H124L123 253H125L124 251V249H123V252H122V256L121 257H123V259H124V257H125V259L126 260H138V262H141V263H143V261L145 262L146 260L149 262V261H151V260H153V254L152 253H150L153 257L151 258L150 257V259L148 260V259H146L147 257H145V259H142L141 257H143L144 256V254L143 253H139L140 252V250H137L138 252H136L135 251V249L136 248H138L137 247V245L138 244H140V243H142V245H141V247H143V248H141L140 247V245H139V247L140 248H138V249H144L145 247H147V250H149L150 249V247L149 246H151V245H149V246H146V244H149V243H145V247H144V242H146L144 239H145V237H149V236H147L146 235V233L147 232H150L151 233V231L153 230V228H159V226H156L155 227V225L157 224L156 222H157V220L156 219H154V217H156L158 214H160L159 213V211H161V208H162V210H163V204H161V202H163V200H164V206H167L168 204L171 206V205H173V203H168V204H166L165 205V203H166V199L168 198V196H169V198H170V196H171V198L173 197V194H175L174 192H173V194L172 195H170V194H167L168 196L166 197V199H164L162 196L164 195V197H165V195L166 194H164L165 192H166V188H167V185H168V182H170V181H168V177H172V175H171V173H172V171H174V169L172 170V168L171 169H169V166H171V167H173L172 166V162L174 163V162H176L177 160H178V162H179V159L181 160V162H179V163H182V159L181 158H179V154H181L182 153V151L181 150H183L184 148V144L182 143V142H185V140H186V143H187V140H188V142L190 143V141H192L193 139H194V137H195V135H196V133L194 132V126H193V121L194 120H196V119H194V117H195V115H194V117H193V115L192 114H194L192 111H194V110H188L187 109V107H189L188 105H192L193 104V102H194V105H196V103H197V105H198V102H196L195 103V101L194 100H196L197 99V97H199V93L200 92H202L201 90L202 89H200V87H199V89H198V87L197 86H195L197 83H199L198 82V79H202L203 77H205V76H202V74H204L203 72L205 71L204 70V67H202L204 64L203 63H201L202 65H200L201 67H199L198 66V70L199 71H195V69H197V67H195V69L193 70L192 68H190V67H188V68H184V66L182 65V64H180L178 61H177V64L179 65H177L176 64V61H175V59H174V61H175V65L173 64V59L172 58H174V56L176 57V55L177 54H179L180 52H178L177 53V51H176V47H175V49L173 48V44L176 42H174L173 41V43H171V45L169 44V40H168V38ZM229 37V36H228ZM248 37V36H247ZM249 37H251V35L249 34ZM248 37V38H249ZM253 37V36H252ZM131 38H132V36H131ZM140 38V37H139ZM147 38V37H146ZM171 38V37H170ZM232 38V37H231ZM230 38V39H231ZM245 38V37H244ZM138 39V38H137ZM142 39V38H141ZM157 39H158V37H157ZM177 39H178V37H177ZM176 39V40H177ZM181 39V38H180ZM180 39H179V41H180ZM253 39V38H252ZM132 40V39H131ZM145 40V39H144ZM148 40H149V38H148ZM153 40V39H152ZM174 40V39H173ZM225 40V39H224ZM227 40V39H226ZM233 40V39H232ZM237 40V39H236ZM247 40V39H246ZM134 39H133V44H135L134 43ZM151 41V40H150ZM155 41H156V38H155ZM159 41H160V38H159ZM170 41L172 42V39H170ZM186 41V40H185ZM184 41V43H186ZM256 41V40H255ZM153 42L154 41H151V43L153 44ZM163 42H165V43H163ZM182 43H183V40L181 41ZM227 42H228V40H227ZM226 42V43H227ZM247 42V41H246ZM245 42V43H246ZM138 43L140 44V40L138 41ZM138 43H137V45H138ZM142 43V42H141ZM145 42H143V44H144ZM181 43V44H182ZM184 43L182 44V45H184ZM222 43V42H221ZM225 43V44H226ZM232 43H233V41H232ZM252 43V45H253V42H251ZM156 44V43H155ZM155 44H153V45H155ZM224 44V41H223V43L221 44V45H223ZM224 44V45H225ZM234 44V43H233ZM250 44V43H249ZM249 44H247V45H249ZM130 45H131V43H130ZM129 45V46H130ZM151 45V44H150ZM165 45L166 46H168V47H165ZM175 45V44H174ZM220 45V46H221ZM243 45V43L241 42V46ZM133 46H135V45H133ZM141 46H142V44H141ZM146 46V45H145ZM148 46V45H147ZM158 47H159V44L157 45ZM169 46H171V47H169ZM177 46V45H176ZM185 46V45H184ZM183 46V47H184ZM245 46V45H244ZM243 46V47H244ZM250 46V45H249ZM137 48H138V46H136ZM140 47V46H139ZM178 47H179V45H178ZM185 47H187V46H185ZM222 47V46H221ZM121 47H119L118 49H117V51L119 50L120 52L122 51L123 52V50L122 49H120ZM130 48V47H129ZM132 48V47H131ZM133 48H135V47H133ZM144 49L143 50H146L147 48H145V47H143ZM170 49V51L168 52V51H163V50H168V49ZM173 50H172V49ZM182 48V47H181ZM245 48H247V46L245 47ZM136 49V48H135ZM217 49V48H216ZM221 49V48H220ZM224 48H222V50H223ZM235 49V48H234ZM132 50V49H131ZM139 50H140V48H139ZM175 50V51H174ZM180 50V49H179ZM183 50V49H182ZM187 50L189 51V49H184L183 51H185L186 53H187ZM236 50H237V48H236ZM244 50V49H243ZM116 51V55H118L119 53V51L117 52ZM133 52H134V54H136L135 53V51H134V49L132 50ZM137 51V50H136ZM173 51H174V54H175V52L177 53L176 55H171V53L170 52H172L173 53ZM251 51V50H250ZM250 51H249V54H250ZM253 51V50H252ZM252 51H251V53H252ZM127 52H129V51H127ZM138 53H139V51H137ZM143 52V51H142ZM141 52V53H142ZM151 52V51H150ZM151 52V53H152ZM185 52H183V54L185 53ZM234 52H236V54L238 53L237 51H235L234 50ZM245 53H246V51H244ZM256 52V51H255ZM124 53H126L125 51H124ZM130 53V52H129ZM151 53H149L150 54V56L152 55ZM217 53H219L218 51H217ZM229 54H230V52H228ZM248 53V52H247ZM126 54H128V53H126ZM132 54V53H131ZM146 54H147V51H146ZM167 54V55H166ZM171 55V56H173L172 58H166L168 55ZM222 54H223V52H222ZM253 54V53H252ZM256 54H258V52L256 53ZM133 55V54H132ZM143 55V54H142ZM141 55V56H142ZM170 55H169V57H170ZM180 55V54H179ZM181 55H182V53H181ZM224 55V54H223ZM230 55H232V54H230ZM245 55V54H244ZM248 55V54H247ZM251 55V54H250ZM249 55V56H250ZM120 56V55H119ZM135 55H133V57H134ZM158 56V57H157ZM166 56V57H165ZM185 56H186V54H185ZM184 56V60L186 61V57ZM256 56V55H255ZM121 57V56H120ZM125 57V56H124ZM127 57L128 58H131L130 57V55H127ZM145 57V56H144ZM165 57V59L167 60H165V59H163L162 60V58H164ZM179 57V56H178ZM190 57V56H189ZM215 57V56H214ZM240 58H241V55L239 56ZM243 57V56H242ZM245 57V56H244ZM117 58H119V57H117ZM122 58H123V54H122ZM135 58V57H134ZM133 58V59H134ZM143 58V57H142ZM141 58V59H142ZM147 58H145V60H148ZM180 58V57H179ZM181 58H182V56H181ZM193 58V57H192ZM195 58V57H194ZM193 58V59H194ZM218 58H221V57H218ZM233 58V57H232ZM252 58V57H251ZM125 59V58H124ZM132 59V58H131ZM138 59H140V58H138ZM137 58H136V60H138ZM141 59H140V61H141ZM144 59V58H143ZM172 59V60H171ZM177 59V58H176ZM191 59V57L189 58V60ZM192 59V60H193ZM231 59V58H230ZM256 59V58H255ZM119 60H121V59H119ZM123 60V59H122ZM126 60H128L129 61V59H127L126 58ZM169 60H171V61H169ZM232 61H233V59H231ZM245 60V59H244ZM244 60H242V58H241V60L239 59V61H243L244 62ZM258 60H260V59H258ZM140 61L138 62V63H140ZM182 61V60H181ZM184 61V62H185ZM191 61V60H190ZM194 61H196V60H194ZM231 61V62H232ZM251 61V60H250ZM249 61V62H250ZM136 61H134V63H135ZM144 62V60H142L141 61V63H140V65H142V63ZM155 62V63H154ZM159 62H160V60H159ZM169 62V63H168ZM189 62V61H188ZM217 62H218V60H216V62L213 64L215 67H216V69L218 70V68H217ZM219 62H220V60H219ZM218 62V63H219ZM221 62H222V60H221ZM224 62H225V60H224ZM255 62V61H254ZM257 62V61H256ZM125 63V62H124ZM132 63V62H131ZM165 63V64H166ZM182 63H183V61H182ZM194 63V62H193ZM192 62L190 63V64H188V66L189 65H191L192 67H194L195 65H192L193 64ZM228 63V62H227ZM247 63H248V61H247ZM126 64V63H125ZM124 64V65H125ZM129 64H130V61H129ZM145 64V63H144ZM156 64V65H155ZM164 64V65H165ZM184 64V63H183ZM220 64V63H219ZM231 64V63H230ZM243 64V63H242ZM251 64H252V62H251ZM185 65H187L186 64V62H185ZM198 65H199V61H198ZM248 65H250V64H248ZM256 65V64H255ZM126 66V65H125ZM197 66V65H196ZM205 66V65H204ZM228 66V65H227ZM259 66V65H258ZM150 67V68H149ZM232 66H230V68H231ZM248 67V66H247ZM254 67V66H253ZM260 67V66H259ZM138 68H137V70H138ZM155 68H156V70H157V74H156V70H155ZM183 68H184V70H187V69H189L190 68V70L191 71H194L193 73L191 72V71H187V72H190V75H188L187 74V72L186 73H183L182 72V70H183ZM201 68V69H200ZM208 68V67H207ZM233 68V67H232ZM252 67H250L249 68V70L251 69ZM257 68V67H256ZM43 69V68H42ZM143 69V70H142ZM216 69H215V72H217L216 71ZM239 69V68H238ZM247 69V68H246ZM36 70V71H35ZM47 69H46V71L45 72H47L48 71ZM168 70V71H167ZM183 70V71H184ZM237 69H235V71H236ZM241 71H242V73H240L241 71H237L236 72V74L237 73H239L240 75H238L237 74V76H238V78H239V76H242V74L245 72H243V70L242 69H240ZM258 72L257 73H259L261 70L260 69H256ZM256 70H255V72H256ZM43 71V72H42ZM121 71H123V70H121ZM134 71H136V73L137 74H135L134 73ZM153 71V72H152ZM167 73H166V72ZM233 71V70H232ZM42 72V73H41ZM120 72V71H119ZM168 72H169V74H168ZM182 72V73H181ZM254 72V73H255ZM69 74L68 76L70 77L69 79L68 78H66L65 79V81H67V83L69 82V80L71 81V78H72V81H71V83H73L74 82V84H71L70 82H69V84L68 85H70V86H68L67 85V83H65V81H64V79H62L61 80V78L60 77H64L63 75H65V76H67V74ZM154 73V74H153ZM205 73H206V71H205ZM225 73V72H224ZM230 73V72H229ZM252 73H253V71H252ZM253 73V74H254ZM262 73V72H261ZM261 73H260V75H261ZM106 74H108V73H106ZM121 74V73H120ZM119 73H118V75H120ZM136 76H135V75ZM217 74V73H216ZM215 74V75H216ZM220 74H223V73H221L220 72ZM256 74V73H255ZM73 75V76H72ZM108 75H110V74H108ZM118 75H116V78H119V77H117ZM138 75V76H137ZM204 75H206V74H204ZM218 75V74H217ZM225 75V74H224ZM227 75V74H226ZM249 76H250V74H248ZM259 75V74H258ZM264 75V74H263ZM57 76H59V77H57ZM67 76V77H68ZM107 76V75H106ZM200 76H202V77H200ZM231 76V75H230ZM232 76H233V73H232ZM231 76V77H232ZM245 76H247V74L245 75ZM244 75L242 76V77H245ZM248 76V77H249ZM255 76H257V74L255 75ZM254 76V77H255ZM47 77V78H46ZM135 77H137V79H135L134 80V78ZM144 77H146L145 79H144ZM210 77V76H209ZM218 77V76H217ZM216 77V78H217ZM224 77V76H223ZM233 77H235V75L233 76ZM232 77V78H233ZM247 77V78H248ZM37 78H38V80H37ZM75 78V79H74ZM77 78L79 79V80H77ZM107 78V77H106ZM115 78V77H114ZM211 78V77H210ZM221 78V77H220ZM237 78V77H236ZM247 78H246V80H247ZM250 78V77H249ZM248 78V79H249ZM251 78H252V76H251ZM258 78V77H257ZM257 78H256V80H255V83H256V81H257ZM96 79V80H95ZM205 79H206V77H205ZM225 79V78H224ZM234 79V78H233ZM49 82H48V81ZM75 80V81H74ZM80 80H82V81H80ZM86 80L87 81H89V82H86ZM109 80H111V81H109ZM140 80V81H139ZM223 80V79H222ZM222 80H220V81H222ZM227 80V79H226ZM235 80V79H234ZM251 80V79H250ZM250 80H247L246 82H248V81H250ZM253 80V79H252ZM62 81H64V83L62 82ZM95 81V82H94ZM181 81V82H180ZM203 81V80H202ZM230 81H233V80H230ZM237 81H238V79H237ZM241 81H244V79H242ZM48 82V83H47ZM52 82V81H51ZM80 82H82V83H80ZM101 82V83H100ZM111 82V83H110ZM122 83L121 85L119 84V83ZM181 84H180V83ZM234 82V81H233ZM253 82V81H252ZM252 82H251V84H252ZM26 83V82H25ZM40 83H42V85L40 84ZM61 83H59V85L61 84ZM87 83V84H86ZM178 83V84H177ZM218 83V82H217ZM225 83V82H224ZM223 83V84H224ZM231 84V82H228V84ZM236 83V82H235ZM250 82H248L247 84H249ZM254 83V84H255ZM34 84V85H33ZM36 84H38V85H36ZM85 84L87 85V87L85 86ZM91 85V87H89L90 85ZM119 84L120 86H117V85ZM168 84V85H167ZM195 84V85H194ZM202 84V83H201ZM208 84V83H207ZM221 84V83H220ZM227 84V83H226ZM229 84V85H230ZM233 84V83H232ZM240 83H238V85H239ZM243 84V83H242ZM246 84V85H247ZM251 84H250V86H251ZM257 84H259V80H258V83ZM257 84H255V85H257ZM44 85V86H43ZM92 85H93V87H95L94 89L95 90H93V87H92ZM143 85V86H142ZM162 85H163V87H162ZM176 85V86H175ZM192 85L193 86H195L194 88L196 89H194L193 90V88H192ZM199 85V84H198ZM209 85V84H208ZM234 85V84H233ZM237 85V86H238ZM43 86V87H42ZM46 86V87H45ZM173 86H175V88H173ZM201 86V85H200ZM214 86V85H213ZM213 86H212V88H213ZM220 86H223V85H220ZM236 86V85H235ZM240 86V85H239ZM242 86V85H241ZM247 86H249V85H247ZM250 86H249V88H247L248 90L250 89ZM260 86V85H259ZM259 86H257V87H259ZM45 87V88H44ZM68 87V88H67ZM169 87H171V88H169ZM255 87V86H254ZM262 87V86H261ZM260 87V88H261ZM26 88H25V90H26ZM67 88V89H66ZM90 88H92V89H90ZM96 88H98L99 90L98 91H100V92H97V89ZM140 88H142V90H140V92H139V89ZM169 88V89H168ZM173 88V89H172ZM210 88H211V86H210ZM219 88V87H218ZM222 88V87H221ZM227 88H228V86H227ZM231 88H232V86H231ZM245 88V87H244ZM253 88V87H252ZM24 89V88H23ZM170 91L171 89H172V91L170 92V95H168V93H169V91ZM207 89V88H206ZM223 89L225 90V92H226V88H224L223 87ZM223 89L221 90L222 92H223ZM230 89V88H229ZM233 89V88H232ZM256 89V88H255ZM155 90V91H154ZM199 90V91H198ZM209 90V89H208ZM218 90V89H217ZM235 90V89H234ZM233 90V91H234ZM243 90H245V89H243ZM247 90V91H248ZM261 90H262V88H261ZM32 91L33 90H31V92H30V94L32 93ZM167 91V92H166ZM220 91V89L218 90V92ZM220 91V92H221ZM231 91V90H230ZM239 91V90H238ZM237 91V92H238ZM241 89H240V93H241ZM251 91V90H250ZM249 91V92H250ZM253 91V90H252ZM263 91V90H262ZM138 92V93H137ZM205 92H207V90L205 91ZM205 92H202V94L203 93H205ZM212 92V91H211ZM218 93V95L219 94H221V93ZM225 92H223L222 94H223V96H225ZM232 92V91H231ZM236 92V93H237ZM26 93V92H25ZM29 93V92H28ZM40 93H41V95L42 96H39L40 95ZM137 93V94H136ZM214 93V92H213ZM217 93V92H216ZM239 93V94H240ZM242 93H243V91H242ZM27 94V93H26ZM29 94V95H30ZM133 94H134V96H133ZM137 96H136V95ZM165 94H167V98L165 99V98H162V97H160L159 98V101L160 102H158L157 100V97H159V96H162V95H165ZM201 94V93H200ZM221 94V95H222ZM246 94H247V92H246ZM251 94V93H250ZM253 94H255V93H253ZM156 95V101L155 102H157V105H159L160 103L162 104V109L164 108V111L163 110H161L160 111V109H159V114H157L158 112H157V110L154 108V110H151V113H150V111H149V109H147V108H149V107H146V109L149 111V114L150 115H152L153 113H155V114H157L158 116H159V118L157 119V117H154V116H151V118L152 117H154L155 119H156V121L155 122H157V123H155V125H154V123H153V127L151 126V125H147L148 127H146L145 125H143L147 120V118H145V117H147V116H145L144 117V119L146 120H144L145 122H143L142 120V116H141V122H143V126L144 127H142V128H145V129H147V128H151V132L152 131H155V129L157 130V131H155V133L154 132H152V134H151V136L154 138V136H155V139H152V137L150 138H148V136H147V133H145V135L147 136V138H145V136H143V132H141V128H139L140 127V124L141 123H137V122H139L138 121V118L140 117H137L138 115H136V112H137V109L138 108H142L143 107V104H142V102H140L143 98H146V100H147V98H148V100L145 102L144 101V99L142 100V101H144V103H150L151 101H149V100H152V99H150V98H153V96H155ZM198 95V96H197ZM237 95V94H236ZM39 96V97H38ZM132 96V97H131ZM136 96V97H135ZM152 96V97H151ZM204 96V95H203ZM209 96H210V94H209ZM232 96V95H231ZM241 96V95H240ZM248 96H250V95H248ZM256 96V95H255ZM22 97H25V96H22ZM27 97V96H26ZM53 97V98H52ZM133 97H135L134 99H133ZM205 97V96H204ZM216 97V96H215ZM229 97V96H228ZM253 97V96H252ZM52 98V99H51ZM55 98V99H54ZM70 98V99H69ZM124 98H126V101H127V99H129V100H131V102L129 103V105H127L126 104V101H125V99ZM196 98V99H195ZM207 98H209V97H207ZM219 98V97H218ZM221 98V97H220ZM220 98H219V100H220ZM222 98H224V97H222ZM235 98V97H234ZM261 98V97H260ZM25 99V100H24ZM162 99H164V100H162ZM200 99V98H199ZM224 99H227V98H224ZM231 99V98H230ZM238 99V98H237ZM52 100V101H51ZM118 100V101H117ZM119 100H124V101H119ZM155 100V99H154ZM162 100V101H161ZM198 100V99H197ZM202 100V99H201ZM261 100V99H260ZM260 100H257V101H260ZM50 101H51V103H50ZM165 101V102H164ZM193 101V102H192ZM206 101V100H205ZM215 101H216V98H215ZM226 101V100H225ZM229 101V100H228ZM233 101V100H232ZM239 101V100H238ZM242 101V100H241ZM263 101V100H262ZM116 103V104H114L113 105V103ZM128 102V101H127ZM139 102V103H138ZM153 102V101H152ZM192 102V103H191ZM217 103H218V100L216 101ZM220 102H222V101H220ZM234 102L236 103V101L234 100ZM242 102H244V101H242ZM15 103H16V105H15ZM40 104V105H38V104ZM112 103V104H111ZM154 103V102H153ZM153 103H151V105L153 104ZM164 103H167L166 105V107H164L165 106V104ZM232 103V102H231ZM231 103L229 104V106L231 105ZM247 103V102H246ZM262 103V102H261ZM113 105V106H111V105ZM126 104V105H125ZM134 104V105H133ZM138 104V106H140L139 104H142V106H140V107H138L137 109L134 107V106H136ZM160 104V105H161ZM164 104V105H163ZM199 104H201V103H199ZM224 104V103H223ZM258 104V103H257ZM15 105V106H14ZM123 105H125V107L123 106ZM144 105H146V104H144ZM154 105V104H153ZM152 105V106H153ZM155 105H156V103H155ZM174 105H175V107H174ZM194 105H192V107H194ZM202 105H203V103H202ZM218 105H220V104H218ZM237 105V104H236ZM247 105V104H246ZM110 106H111V109H110ZM121 106H123L124 107V109H122V110H120V107ZM199 106V105H198ZM198 106H196V107H198ZM204 106V105H203ZM207 106V105H206ZM212 106H213V104H212ZM228 106V107H229ZM240 106V105H239ZM0 107H1V103H0ZM115 109H114V108ZM214 107V106H213ZM237 107H238V105H237ZM242 107V106H241ZM12 108V109H11ZM113 108V109H112ZM135 108V109H134ZM152 108V107H151ZM157 108V107H156ZM159 108H161V106H159ZM166 108V109H165ZM190 108H191V106H190ZM189 108V109H190ZM204 108V111H205V106L203 107ZM145 108H143V109H138V110H140L141 111V113H143L142 111H145L144 110ZM153 109V108H152ZM158 109V108H157ZM196 109H199V108H196ZM244 109V108H243ZM251 109V108H250ZM113 110V112L112 113H110V111H112ZM136 110V111H135ZM188 110L189 112V114L187 113V116L188 115H190V112H192L191 113V116H189V120L186 122L185 121V119H187V117H186V111ZM221 110V109H220ZM242 110V109H241ZM246 110V109H245ZM148 111H147V113H148ZM203 111V112H204ZM195 112V111H194ZM196 112H197V110H196ZM219 112V111H218ZM250 112V111H249ZM253 112V111H252ZM117 113H119V115H117ZM134 113H135V116H134ZM184 113H185V115H184ZM199 113V112H198ZM202 113V112H201ZM206 113H208V112H206ZM243 113V112H242ZM47 114H49V115H47ZM55 114V115H54ZM109 115V114H112V115H109L107 118H106V115ZM138 114V113H137ZM144 114H146V112L144 113ZM143 114V115H144ZM245 114V113H244ZM252 114V113H251ZM149 115V116H150ZM154 115V114H153ZM202 115H203V113H202ZM217 115V114H216ZM117 116H119L118 118H117ZM126 116H128L127 117V119L125 118V120H124V117H126ZM148 116V117H149ZM201 116V115H200ZM204 116V115H203ZM242 116V115H241ZM253 116V115H252ZM73 117H77V123H76V121H75V123L74 122H71L73 119ZM205 117L206 116H204V118H202L203 120L205 119ZM117 118V121L115 120ZM211 118H213V117H211ZM217 118H219V117H217ZM241 118V117H240ZM122 119V120H121ZM139 119V120H140ZM150 119V118H149ZM149 119H148V122H150V124L154 121V119H151L150 121H149ZM198 119H200V118H198ZM208 119V118H207ZM244 119V118H243ZM242 119V120H243ZM116 121V123L118 124V125H114V124H116L115 122H114V124H113V121ZM120 120H121V124H120ZM123 120H124V122H123ZM153 120V121H152ZM74 121V120H73ZM119 122V123H118ZM195 122V121H194ZM202 122V121H201ZM200 122V123H201ZM243 122V121H242ZM207 123V122H206ZM209 123V122H208ZM146 124H147V122H146ZM199 124V123H198ZM204 124V123H203ZM202 124V125H203ZM139 125V127H137ZM184 125V126H183ZM188 125H190L191 127H190V129L189 130H187L186 131V129H185V127L186 126H188ZM205 125V124H204ZM196 126H197V122H196ZM242 126V125H241ZM240 126V127H241ZM22 127H23V129H22ZM25 127V128H24ZM73 127V128H72ZM189 127V126H188ZM194 127V128H193ZM198 127V126H197ZM239 127V128H240ZM154 128V129H153ZM192 128H193V130H192ZM242 128V127H241ZM25 129V130H24ZM71 129V130H70ZM145 129H143L145 132L147 131V130H145ZM148 129V131L150 132V130ZM198 129H200V127L198 128ZM202 129H203V127H202ZM205 129V128H204ZM245 129V128H244ZM67 130H70L68 133H66V134H63V132H67ZM142 130V131H143ZM196 130H197V128H196ZM206 130V129H205ZM24 131V132H23ZM235 131V130H234ZM197 132V131H196ZM202 132H204V131H202ZM15 134H17L16 136H15ZM27 134V135H26ZM233 134H235L236 135V133H233ZM12 135H13V137H12ZM202 135V134H201ZM235 135H233L234 137H235ZM12 138V141L11 142H8V138H10V137ZM18 136V138H21V140L19 139H17L16 137ZM28 136V137H27ZM58 136L61 138H58ZM193 136V137H192ZM236 136H239V134L238 135H236ZM25 137L26 139H23V138ZM142 137H143V139H142ZM191 137L193 138V139H191ZM233 137V138H234ZM233 138H231V139H233ZM16 139V142L15 143H13V141ZM189 139H191L190 141H189ZM197 139H198V137H197ZM235 139H236V137H235ZM238 139V138H237ZM236 139V140H237ZM9 140H11V139H9ZM193 141H195V139L193 140ZM197 141V140H196ZM199 141V140H198ZM9 143H13V146H12V144H9ZM192 144H193V142H191ZM190 143V144H191ZM196 143V142H195ZM198 143V142H197ZM74 144V145H73ZM150 144V145H149ZM71 145H73L74 147H72L73 149H71ZM149 145V146H148ZM183 145V146H182ZM186 145V144H185ZM195 146V145H194ZM146 148H148V149H151V152H152V150H153V154H152V157H150L151 155V153L149 152L150 150H148V149H146ZM180 149V148H183V149H180V150H177V151H180L178 154H176L175 152H177V151H175L176 149ZM186 148V147H185ZM194 148V147H193ZM138 149H140L139 151L141 152V151H147V152H149L150 154V156L148 155V158L146 157L145 158V155H144V153H142L143 155V159H141L142 161H140L139 162V160H138V156H139V153H136V151L138 150ZM188 149H189V147H188ZM191 149V148H190ZM193 150H196V149H193ZM201 150V149H200ZM145 151V152H146ZM190 151V150H189ZM187 152V154H188V151H186ZM194 152V151H193ZM197 152H198V150H197ZM234 152H235V149H234ZM190 153L192 154V151H190ZM57 154V155H56ZM58 154H59V156L61 155V154H63V155H61V156H63V158L61 157H55V156H58ZM182 154H184V153H182ZM182 154H181V156H182ZM194 154V153H193ZM192 154V155H193ZM138 155V156H137ZM141 155V154H140ZM178 155V156H177ZM185 155V154H184ZM142 156H140V157H142ZM193 156H195V155H193ZM183 157V156H182ZM191 157V156H190ZM60 158V160H57V159H59ZM179 158V159H178ZM184 159H185V157H184ZM183 159V160H184ZM189 160V159H188ZM190 160H191V158H190ZM56 161V162H55ZM59 161V162H58ZM178 162H176L177 164H179ZM186 162H187V160H186ZM186 162H185V164H186ZM189 162V161H188ZM241 162V161H240ZM140 163V164H139ZM176 163H174V164H176ZM190 163V162H189ZM57 164H59V165H57ZM237 164V163H236ZM56 165V166H55ZM137 165H142L144 168H145V170H143V171H139L138 169H139V166L137 167ZM188 165V164H187ZM55 167V168H52V167ZM181 166V164H179V167ZM177 167V166H176ZM176 167H175V169H176ZM185 167V166H184ZM182 168V167H181ZM180 168V169H181ZM189 168H191L190 166H189ZM238 168V167H237ZM140 169H143V168H140ZM168 169H169V171H168ZM178 169V168H177ZM171 170V171H170ZM61 171H63V170H61ZM61 171H59V172H61ZM168 172L167 174L168 175H166L165 174V172ZM180 171V170H179ZM184 171H185V169H184ZM189 171V170H188ZM192 171V170H191ZM66 172V174H67V171H65ZM169 172H171L170 174H169ZM187 172V171H186ZM185 172V173H186ZM174 173V172H173ZM176 173H177V171H176ZM179 174L181 173V172H178ZM16 174V175H15ZM190 174H192V173H190L189 172V176H190ZM47 175V176H46ZM53 175V176H52ZM170 175V176H169ZM176 175H178V174H176ZM182 175H184V172H182ZM186 175V174H185ZM184 175V176H185ZM58 176H59V173H58ZM174 176V175H173ZM197 176V175H196ZM171 177L169 178V179H171ZM178 177H180V176H178ZM188 176H186V178H187ZM54 178V177H53ZM185 177H184V179H186ZM175 179H178V178H174V180ZM180 179V178H179ZM181 179H183V176H182V178ZM183 179V180H184ZM191 179H192V177H191ZM64 180V179H63ZM172 180V179H171ZM187 180L188 179H186L185 181V183H187ZM47 181V182H46ZM52 181V180H51ZM66 181V180H65ZM177 181V180H176ZM176 181H174V182H176ZM179 181V180H178ZM177 181V182H178ZM44 182H46L47 184H44ZM54 182V181H53ZM176 182V183H177ZM176 183L174 184V185H176ZM184 183V184H185ZM191 183V182H190ZM44 184V185H43ZM64 184H65V182H64ZM172 182L170 183V185L172 186ZM181 184L183 185V186H185L184 184H183V182L182 183H180V185L179 186H181ZM188 184V183H187ZM43 185V186H42ZM169 185V186H170ZM178 185V184H177ZM8 186V187H7ZM48 186V185H47ZM47 186H46V188H47ZM49 186H51V185H49ZM186 186H188V185H186ZM189 186H190V184H189ZM45 187V186H44ZM178 187V186H177ZM182 187V186H181ZM181 187H180V189H181ZM169 188V187H168ZM175 188V187H174ZM173 188V189H174ZM183 188L184 187H182V189H181V193H183L182 191H183ZM21 189V191L20 192H22L23 191V188H20ZM19 189V190H20ZM170 189V188H169ZM169 189H167V192L168 191H170ZM172 189V191H174ZM177 189L178 188H175V190L177 191ZM180 189H178V192L180 191ZM9 190V189H8ZM9 190V191H10ZM29 190L31 191V193H29ZM47 190V189H46ZM187 190V189H186ZM257 190V189H256ZM123 191V192H122ZM185 191V190H184ZM258 191V190H257ZM7 192V191H6ZM45 192V191H44ZM125 193L124 195H122V197H121V194L122 193ZM256 192V191H255ZM259 192V191H258ZM11 193H8V194H10V195H8V196H12V194ZM17 193V192H16ZM15 193V194H16ZM87 193H90L89 194V197H90V199H91V197L95 194L97 197H95L96 199L94 200V196L92 197L93 199H91V200H93V201H90L89 200V198H88V195H87ZM93 193V194H92ZM121 193V194H120ZM156 193H158V194H160L161 195V197L163 198V200L161 201V200H156L157 202H159V205H158V203L155 201V198L157 197V195L158 194H156ZM168 193H170V192H168ZM186 193H187V191H186ZM260 193V192H259ZM44 194V193H43ZM42 194V195H43ZM46 194V193H45ZM92 194V196H90ZM154 194H156V197L155 196H153ZM176 194H178V193H176ZM175 194V195H176ZM253 194H254V192H253ZM3 195V194H2ZM42 195H40L39 196V198H41V200L43 199V197H42ZM86 195H87V197H86ZM120 195V196H119ZM181 196L182 195H184V194H180ZM260 195H261V193H260ZM7 196V197H8ZM19 195H18V193H17V198L19 199V197H18ZM22 196H20V197H22ZM65 196V195H64ZM123 196H124V201H122L121 199H123ZM149 196H151L152 198H153V200L151 201V203H154V202H156L155 203V205H153V204H151L150 202L148 203L147 202V200L148 199H150L151 197H149ZM159 196V195H158ZM177 196H179V195H177ZM185 196V195H184ZM188 196V195H187ZM6 197V198H7ZM26 197H24L23 196V198H21V200L23 199H26L27 200V198ZM35 197H36V199H35ZM53 197V196H52ZM61 197V196H60ZM63 197V196H62ZM119 197H121V198H119ZM149 197V198H148ZM155 197V198H154ZM160 197V196H159ZM158 197V198H159ZM176 197V196H175ZM5 198V197H4ZM12 199H13V201H15V196H14V198L13 197H11ZM45 198H47L48 199V197H45ZM44 198V199H45ZM65 198V197H64ZM99 198V199H98ZM151 198V199H152ZM177 198V197H176ZM181 198V197H180ZM2 199H3V197H2ZM18 199H16V201L18 200ZM46 199V200H47ZM50 199V198H49ZM70 199V198H69ZM119 199V200H118ZM150 199V200H151ZM160 199V198H159ZM185 199V198H184ZM1 200V199H0ZM6 200V199H5ZM20 200V199H19ZM20 200V201H21ZM26 200H24L25 202H23V204L24 203H26V202H28V201H26ZM46 200H45V202H46ZM61 201H62V199H60ZM170 200H175V199H170ZM183 200V199H182ZM186 200H187V197H186ZM8 201H10V200H8ZM12 201V202H13ZM15 201V202H16ZM34 201H32V202H34ZM50 201V200H49ZM48 200H47V202H49ZM61 201H59V202H61ZM65 201V200H64ZM117 201V202H116ZM118 201H120V202H118ZM122 201V202H121ZM141 201V202H140ZM176 201V200H175ZM178 201V200H177ZM181 201V200H180ZM180 201H179V207L181 206V204H180ZM4 202V201H3ZM11 202V203H12ZM14 202V204H16V206H19V208L17 207V209L19 210V209H21L22 207H24V206H22L23 204H21V206L22 207H20V205L19 204H17V203H15ZM28 202V203H29ZM44 202V201H43ZM44 202V203H45ZM53 202V201H52ZM55 202V201H54ZM58 202V203H59ZM69 202H70V200H69ZM116 202V203H115ZM138 202H140V204H141V206H139V203ZM148 203V206H150V207H147L146 208V212L144 213V214H147L148 213V217L146 218L145 216H144V218H142V215H143V212L145 211V206L147 205V203ZM184 202V201H183ZM6 203V202H5ZM10 203V202H9ZM22 203V202H21ZM28 203L25 205V210L27 209V205H28ZM50 203V202H49ZM48 203V204H49ZM122 203V204H121ZM124 203V204H123ZM2 204V203H1ZM4 204V203H3ZM13 204V203H12ZM11 204V205H12ZM30 204V203H29ZM33 204H35V203H33ZM56 204V203H55ZM62 204H63V201H62ZM61 204V205H62ZM65 204V203H64ZM115 204H118V206H116ZM119 204H120V206H119ZM144 204H145V206H144ZM161 204V205H160ZM178 204V203H177ZM186 204V203H185ZM10 205V204H9ZM8 205V206H9ZM56 205H58V204H56ZM56 205H52V203L50 204V205H46L47 206V208L50 210V208L52 207V206H55L56 207ZM60 205V204H59ZM60 205V206H61ZM152 205H153V207H156V206H159V207H157V208H155V209H157L156 210V212H157V214H156V216H152V215H154V213H156V212H154L155 211V209H154V211H153V208L151 209V207H152ZM4 206V205H3ZM7 206V207H8ZM12 206H14V205H12ZM62 206H66V205H62ZM125 208V209H122L123 207ZM160 206H162V207H160ZM170 206H168V209H170L169 207ZM182 206H183V204H182ZM185 206V205H184ZM1 207V206H0ZM7 207L5 206V208H6V210H8L7 209ZM29 205H28V210H26V211H29V212H32V211H34L35 212V210L34 209H32V210H30L29 209ZM58 207V206H57ZM57 207L56 208H54V207H52L51 208V211H52V209H53V211L54 210H57ZM116 207H118V210H116L117 211V214H112V215H109V214H111V213H113L114 212V209H116ZM173 207V206H172ZM176 207H177V205H176ZM11 208V207H10ZM14 208H15V206H14ZM45 208V207H44ZM75 208V207H74ZM150 208V209H149ZM166 208V207H165ZM164 208V209H165ZM13 209V208H12ZM11 209V210H12ZM16 209V208H15ZM17 209L15 210V211H17ZM22 209H24V208H22ZM43 209V208H42ZM58 209H59V207H58ZM70 209V208H69ZM153 213V214H151V213H149V210ZM159 209V210H158ZM168 209H166V210H168ZM183 209H184V207H183ZM0 210H2V209H0ZM4 210V209H3ZM45 210V209H44ZM61 210V209H60ZM63 210V209H62ZM65 210V209H64ZM63 210V211H64ZM139 210L140 211H142V215H140V213H138L139 212ZM171 210H172V208H171ZM174 210V209H173ZM172 210V212H175V210L173 211ZM15 211H13V213L15 212ZM25 211V213H27ZM43 211V210H42ZM51 211H49L48 212V218H47V221L51 218V216H50V214L51 213H53V211L51 212ZM57 211H59V210H57ZM57 211H54V212H57ZM148 211V212H147ZM178 211H179V208H178ZM184 211V210H183ZM11 212V211H10ZM18 212V211H17ZM24 212V211H23ZM28 212V214H29V217L30 218H28V219H30L31 220V218H32V221L35 219L34 218V212H32L33 214V216L32 215H30V213ZM47 212V211H46ZM60 212V211H59ZM71 212V211H70ZM73 212V211H72ZM111 212V213H110ZM163 212V211H162ZM170 212V211H169ZM171 212V213H172ZM19 213H22V212H19ZM18 213V214H19ZM25 213H22V214H24V216H25ZM43 213V212H42ZM44 213H45V211H44ZM50 213V214H49ZM58 213V212H57ZM74 213H75V210H74ZM125 213V214H124ZM170 213V214H171ZM17 214V215H18ZM21 214V215H22ZM150 214V215H149ZM8 215V214H7ZM11 215H12V213H11ZM11 215H9V216H11ZM27 215V214H26ZM40 215H42V214H40ZM47 215V214H46ZM60 215V214H59ZM58 215V216H59ZM76 215V214H75ZM127 216V217H125V219L123 218V220H122V222H121V217H123V216ZM161 215V214H160ZM159 215V216H160ZM162 215H163V213H162ZM161 215V216H162ZM167 215V214H166ZM173 215H174V213H173ZM180 214L178 213V216H179ZM184 215V214H183ZM19 216V215H18ZM44 216V215H43ZM53 216H54V214H53ZM52 216V218L54 219V217ZM151 216L153 217V218H151ZM157 217V218H160L161 219V221L159 220V224H160V228L159 229H161V227H163L162 225L163 224H161V222L163 223L165 220L163 219V216L161 217ZM170 216V215H169ZM168 216V217H169ZM20 217V216H19ZM25 217H27V216H25ZM24 217V218H25ZM50 217V218H49ZM57 217V214H56V216H55V219H58V218H56ZM171 217H172V215H171ZM174 217V216H173ZM181 217V216H180ZM5 218H7L8 219V217H5ZM10 218V217H9ZM22 218V217H21ZM41 218H42V216H41ZM43 218H45V217H43ZM51 218V219H52ZM176 218V217H175ZM173 219V218H170L169 220H171L172 219V222H171V224H172V226H174V220H176V219ZM6 219V220H7ZM11 219V218H10ZM28 219H27V222H29L28 221ZM50 219V220H51ZM53 219H52V222L49 224L47 221H46V219L44 220V222H47L50 226H52L51 224L53 223ZM59 219H61L60 217H59ZM75 219V218H74ZM79 219V218H78ZM94 219L95 220H97V223H95V224H93L92 225V223L90 222V221H94ZM153 219V220H152ZM163 219V220H162ZM36 220H39V218L38 219H36ZM42 220V219H41ZM49 220V221H50ZM151 220H152V223H154V220L156 221L153 225L150 223L151 222ZM168 220V221H169ZM57 221V220H56ZM59 222H60V220H58ZM128 220H126L125 222H123V223H126V224H128L129 222H127ZM174 221V222H173ZM177 222H178V220H176ZM260 221V220H259ZM43 222V221H42ZM54 222H55V220H54ZM114 222H117V223H115V226H113L112 225V223L114 224ZM180 222V221H179ZM256 222V221H255ZM34 223V222H33ZM41 223V222H40ZM56 223H58V222H56ZM76 223H77V221H76ZM169 223H170V221H169ZM176 223V222H175ZM258 223V222H257ZM28 224V223H27ZM30 224V223H29ZM32 224V223H31ZM54 224V223H53ZM158 224V225H159ZM166 224H167V222H166ZM166 224H164V225H166ZM260 224V223H259ZM263 224V223H262ZM38 225H39V223H38ZM44 225V224H43ZM48 225V226H49ZM57 225V224H56ZM56 225H53V226H56ZM80 225V226H79ZM92 225V226H91ZM112 225V226H111ZM148 225V226H147ZM177 225V224H176ZM175 225V226H176ZM45 226H46V224H45ZM76 226V227H77ZM95 226H93V229H94V227ZM127 226H129V225H127ZM152 226H154L153 228H151ZM29 227H30V225H29ZM35 227H37V228H35V229H38L39 228V226H35ZM95 227V229L97 230V232H99L98 231V229L99 228H96ZM110 227H112V228H110ZM118 227L120 228L119 230H118ZM148 227H149V229H148ZM171 227V226H170ZM177 227H179V223H178V226ZM30 228H32V226L30 227ZM34 228V227H33ZM40 228H41V226H40ZM99 229L100 230V233H101V231H103L102 229ZM117 228V229H116ZM129 228V227H128ZM127 228V229H128ZM158 228H157V230H158ZM167 228H169V227H167ZM173 228V227H172ZM172 228H170L171 229V231H172ZM176 228V227H175ZM35 229L33 230L32 229V231L30 232V233H34L35 235H36V231H35ZM80 229V228H79ZM94 229V230H95ZM152 229V230H151ZM155 229L153 230V232H155L154 234H156L157 235V233L159 234V232H162V231H164L166 228H165V226L162 228L163 230L162 231H160V230H158V231H155ZM177 229V228H176ZM176 229H174V231H173V233L175 232V230ZM41 230V229H40ZM149 230H151V231H149ZM34 231V232H33ZM116 231V232H117ZM180 230H178L177 229V235H178V232H179ZM94 232V231H93ZM129 232V231H128ZM152 232V233H153ZM157 232V233H156ZM95 233H96V231H95ZM103 233V232H102ZM150 233H148V234H150ZM152 233H151V235H152ZM172 233V234H173ZM92 233H90V236H91V242L93 243V242H95V240L94 241H92L93 239L92 238H97V235H95V237H93L92 235H91ZM127 234H129V235H127ZM162 234V236H164L163 235V233H161ZM161 234H160V237H158V238H161L162 236H161ZM29 235H31V234H29ZM34 235V236H35ZM94 235V234H93ZM103 235V234H102ZM175 235H176V233H175ZM33 236V235H32ZM58 236V235H57ZM57 236H55V237H57ZM88 236V235H87ZM90 236L89 237H87V238H89L90 239ZM98 236H99V234H98ZM125 236H127V237H125ZM257 236V235H256ZM55 237H54V239H55ZM153 236H151L150 237V244L152 243L151 242V238H152ZM154 237H156L155 235H154ZM177 237V236H176ZM257 237H259V236H257ZM264 237V236H263ZM28 238H30V237H28ZM27 238V239H28ZM35 238H37V237H35ZM35 238H33V240L35 239ZM49 240H50V238L51 237H47ZM58 238H60V237H58ZM86 238V237H85ZM99 238V237H98ZM97 238V239H98ZM146 238V239H147ZM158 238L157 239H152L153 240V242H154V245L156 246L158 243H157V240H158ZM170 238H171V236H170ZM262 238V237H261ZM25 239V238H24ZM44 239V238H43ZM42 238H41V240H43ZM47 239V240H48ZM119 239V240H118ZM29 240V239H28ZM32 240V241H33ZM36 240V239H35ZM39 241H40V238L38 239ZM48 240V241H49ZM59 240V239H58ZM87 240V239H86ZM173 240V239H172ZM171 240V241H172ZM256 240V239H255ZM263 240V239H262ZM29 241H31V240H29ZM37 241V240H36ZM45 241V240H44ZM47 241V242H48ZM51 241V240H50ZM49 241V242H50ZM56 241H57V239H56ZM88 241V240H87ZM110 241V242H109ZM143 241V242H142ZM147 241V242H148ZM155 241H156V243H155ZM175 241H177V240H175ZM46 242V241H45ZM46 242V243H47ZM52 242V241H51ZM247 242V241H246ZM250 242V241H249ZM249 242H247V243H249ZM54 243H55V241H54ZM60 243V242H59ZM258 243H259V245H260V242L258 241ZM105 244V245H106ZM250 244V243H249ZM262 244V243H261ZM107 245L105 246L106 248H107ZM119 245V246H120ZM153 246V245H152ZM151 246V247H152ZM153 246L155 249H156V247H158V246ZM262 246V245H261ZM263 246H264V242H263ZM111 247V248H112ZM136 247V248H135ZM152 247V248H153ZM210 247H212V246H210ZM27 248V247H26ZM159 248V247H158ZM158 248H157V250H158ZM249 248H250V245H249ZM259 248V247H258ZM146 249V248H145ZM108 250V249H107ZM109 250H111V249H109ZM147 250H145L146 252H147V254H148V252L150 251H152V249H150L149 251H147ZM154 250V249H153ZM112 251V252H113ZM144 251V253L146 254V252ZM107 252H109V251H107ZM111 252V253H112ZM121 252H117L118 253V255L119 254H121ZM141 252H143V251H141ZM154 252V251H153ZM262 252V251H261ZM110 253V252H109ZM117 253L116 252H114V256H115V254L117 255ZM108 254V253H107ZM113 254V253H112ZM112 254H111V256H112ZM143 254V255H142ZM150 254H149V256H150ZM259 254V253H258ZM262 254H263V252H262ZM261 254V255H262ZM108 255H110V254H108ZM117 255V256H118ZM124 255V256H123ZM141 255V256H140ZM244 255V254H243ZM248 255V254H247ZM251 255V254H250ZM127 256V257H128ZM147 256V255H146ZM148 256V257H149ZM245 256V255H244ZM120 257V256H119ZM108 261H109V264L110 263H114V262H112L113 260H111L110 259V256H108ZM247 259V258H246ZM110 260H111V262H110ZM121 260H122V258H121ZM120 259H119V264H120V261H121ZM154 261V260H153ZM153 261H151V262H153ZM249 261V260H248ZM262 260H260V262H261ZM116 262H118V261H116ZM134 261H132L131 262V264L133 263ZM264 262V261H263ZM122 263H123V260H122ZM121 263V264H122ZM126 263H127V261H126ZM130 263V262H129ZM136 263V262H135ZM154 263V262H153ZM255 262L253 261V264H254ZM115 264V263H114ZM118 264V263H117ZM124 264V263H123ZM138 264V263H137ZM145 264H146V262H145ZM148 264H150V262L148 263ZM152 264V263H151ZM250 264H252V260H251V263ZM262 264V263H261Z\"/></svg>",
    "mask_w": 264,
    "mask_h": 264
}]
</instances>
